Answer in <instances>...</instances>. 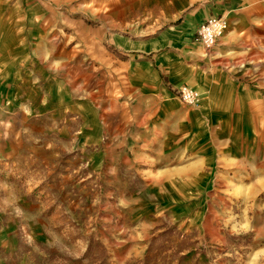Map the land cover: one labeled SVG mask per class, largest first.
Instances as JSON below:
<instances>
[{
  "label": "rangeland",
  "instance_id": "rangeland-1",
  "mask_svg": "<svg viewBox=\"0 0 264 264\" xmlns=\"http://www.w3.org/2000/svg\"><path fill=\"white\" fill-rule=\"evenodd\" d=\"M224 2L206 48L219 0H0V264H264V0Z\"/></svg>",
  "mask_w": 264,
  "mask_h": 264
},
{
  "label": "built area",
  "instance_id": "built-area-1",
  "mask_svg": "<svg viewBox=\"0 0 264 264\" xmlns=\"http://www.w3.org/2000/svg\"><path fill=\"white\" fill-rule=\"evenodd\" d=\"M228 27L229 22L226 17L223 15H211L199 24L194 37L206 48H211L219 42ZM177 92L180 98L190 105H195L200 98L198 89L189 84H182L177 88Z\"/></svg>",
  "mask_w": 264,
  "mask_h": 264
},
{
  "label": "crops",
  "instance_id": "crops-1",
  "mask_svg": "<svg viewBox=\"0 0 264 264\" xmlns=\"http://www.w3.org/2000/svg\"><path fill=\"white\" fill-rule=\"evenodd\" d=\"M219 1H220L221 4L218 6V9H219L218 11H219V13H222V15L225 17V15H224V14H225V11H226V12L229 11V10L227 9V7L225 6V2H224V1H226V0H219ZM215 9H216V8L213 9V12H216ZM226 18H227V17H226ZM204 20H205V19H204ZM204 20H201V22H203ZM227 20H228V18H227ZM201 22H200V23H201ZM228 22H229V20H228ZM200 23H199V24H200ZM199 24L197 25V27L199 26ZM221 38H222V37H221ZM220 40H221V39H220ZM220 40H219V41H220ZM224 43H225L226 46H227V48H225V49H226L225 52L230 51V49L228 48V38H226V37L224 38ZM214 52H215V54H217L216 51H215V49H214ZM222 52H223L222 54L225 53L224 51H222ZM192 86H193V85H192Z\"/></svg>",
  "mask_w": 264,
  "mask_h": 264
}]
</instances>
